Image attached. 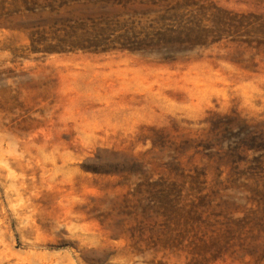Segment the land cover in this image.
Wrapping results in <instances>:
<instances>
[{"label":"rangeland","instance_id":"1","mask_svg":"<svg viewBox=\"0 0 264 264\" xmlns=\"http://www.w3.org/2000/svg\"><path fill=\"white\" fill-rule=\"evenodd\" d=\"M176 1L0 0V264H243L211 225L188 229L185 210L134 194L144 136L173 120L228 114L231 144H247L242 176L264 168V45L164 60L140 31ZM194 1L207 25L218 8L264 21V0Z\"/></svg>","mask_w":264,"mask_h":264},{"label":"trees","instance_id":"2","mask_svg":"<svg viewBox=\"0 0 264 264\" xmlns=\"http://www.w3.org/2000/svg\"><path fill=\"white\" fill-rule=\"evenodd\" d=\"M196 4L194 0L171 4L156 21L158 25L141 29L142 47H156L164 60L174 61L177 52L198 46L225 43L240 48L253 41L264 45V21L256 15L243 14L239 19L240 13L218 8L212 25H207L203 23L206 7L191 9ZM252 34L260 37L242 38ZM234 120L228 114L212 113L198 127L184 120L150 127L143 140L151 143V149L133 157L134 173L144 177L134 194H142L157 209L185 210L188 229L199 232L211 225L214 238L223 240L234 253H242L243 264H259L264 258V168L259 166L261 172L242 176V151L247 144H242V138L231 144ZM242 187L250 192L252 207H245L243 216H235L242 212V204L235 199ZM215 201L221 211L213 222L202 220L201 210ZM249 255L254 263L243 262Z\"/></svg>","mask_w":264,"mask_h":264}]
</instances>
